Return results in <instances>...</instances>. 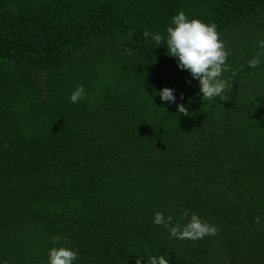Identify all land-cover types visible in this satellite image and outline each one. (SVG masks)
<instances>
[{
  "label": "trees",
  "instance_id": "obj_1",
  "mask_svg": "<svg viewBox=\"0 0 264 264\" xmlns=\"http://www.w3.org/2000/svg\"><path fill=\"white\" fill-rule=\"evenodd\" d=\"M179 11L215 23L243 69L223 73L227 101H203L168 55ZM261 40L264 0H0V264H47L60 246L74 264H264ZM156 212L219 231L171 238Z\"/></svg>",
  "mask_w": 264,
  "mask_h": 264
},
{
  "label": "clouds",
  "instance_id": "obj_2",
  "mask_svg": "<svg viewBox=\"0 0 264 264\" xmlns=\"http://www.w3.org/2000/svg\"><path fill=\"white\" fill-rule=\"evenodd\" d=\"M171 24L166 29L167 53L171 57L177 58V66L181 70L190 73L193 79L198 80L203 101L215 100L217 97L221 101H227L224 92L232 87L228 80L222 78L225 71H231L232 76L237 71L243 69H232L227 63L230 53L226 50L225 43L220 39L215 23H205L200 19H189L183 11L171 17ZM143 36L151 39L158 45L165 44L164 37L158 33H151L149 30L143 32ZM258 46L264 49V40L258 42ZM264 56V51L258 53L248 61V66L257 68L260 66V57ZM190 83V81H189ZM162 101L174 103L176 97L174 90L168 87L163 88L159 93ZM83 85L78 86L69 97L71 103H79L85 98ZM183 99V94H181ZM178 113L189 115L188 109L180 104L177 106ZM189 210L185 209L181 219L188 217ZM173 217L169 215L167 220L163 213L154 214L153 223L163 226L169 230L170 237L176 239H203L207 235H216L219 229L202 221L195 213L191 214L190 220L181 226L179 223L172 224ZM259 217L254 219V223H259ZM60 237H53L54 243H59ZM78 258V252L68 247L60 246L49 250L47 264H74ZM135 264H142V260L137 257ZM147 264H169L164 255L152 256L147 260Z\"/></svg>",
  "mask_w": 264,
  "mask_h": 264
}]
</instances>
